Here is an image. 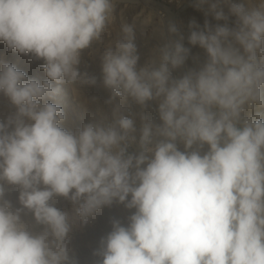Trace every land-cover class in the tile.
Instances as JSON below:
<instances>
[{"label":"clouds","instance_id":"1","mask_svg":"<svg viewBox=\"0 0 264 264\" xmlns=\"http://www.w3.org/2000/svg\"><path fill=\"white\" fill-rule=\"evenodd\" d=\"M205 4L206 16L225 23H189L188 43L207 54L202 67L173 77L191 52L179 35L158 63L138 68L134 29L124 24L102 56L111 121L67 126L63 86L97 83L79 65L108 29L114 0H0V41L42 60L45 74L30 78L0 61V94L15 108L0 121V264H78L55 196L77 206L85 224L113 202L135 209L127 226L112 221L97 264H264V114L244 115L264 108V3L195 6ZM169 32L178 34L175 23ZM129 100L158 101L160 123L142 113L138 139L123 114ZM4 182L18 186L20 208L5 199ZM24 209L43 231L22 224Z\"/></svg>","mask_w":264,"mask_h":264},{"label":"rangeland","instance_id":"2","mask_svg":"<svg viewBox=\"0 0 264 264\" xmlns=\"http://www.w3.org/2000/svg\"><path fill=\"white\" fill-rule=\"evenodd\" d=\"M235 3H243L246 8H257L264 0H233ZM115 9L108 22L102 40L93 43L90 49L82 54L79 69L95 76V85H64L65 95L59 101L65 108L69 121L67 126H80L93 119H99L100 115L112 119V108L114 104L107 101L110 91L102 83V56L105 48L115 38L122 35L121 27L124 24L133 26L135 44L139 55L137 67H143L146 63L156 60L158 63L159 49L170 40H176L183 35L185 47L191 49L190 55L185 64L180 67L183 75L189 69H199L207 60L204 49L192 46L188 43L190 34L189 23L193 20L202 28L205 20L214 27L217 24L223 25L225 21H217L211 14L207 16L208 5L197 8L196 0H114ZM224 12L229 16L227 21L229 27L235 26L236 17L229 13L228 7L222 5ZM175 23L179 32L171 34L169 25ZM0 61L11 62L20 70H23L28 77H44L41 70L43 61L37 60L31 55H22L15 50H9L7 45L0 41ZM95 98V99H94ZM114 103H123L119 100ZM15 108L8 99L0 94V121H3ZM256 112L264 114V108L254 107L246 110L245 116H255ZM144 114L148 119L160 123L158 115V101H150L146 108L128 101L123 104V114L134 119L137 128V137L141 126L140 115ZM179 150L184 151L183 148ZM207 151V145L201 150ZM5 199L11 201L13 210L20 208L18 201V186L9 185L4 182ZM57 208L68 213L69 222L72 224V232L69 240V255L77 259L78 264H97L101 257L94 255V251L100 247L101 238L106 237L112 230V221L119 220L122 225L127 226L128 217L135 209H128L125 204L113 202L110 206L100 209L95 216L90 217L87 223H82L77 215V206L64 197L55 196L50 201ZM22 224L33 233L44 230L43 225H38L34 216L27 209L21 213Z\"/></svg>","mask_w":264,"mask_h":264},{"label":"built area","instance_id":"3","mask_svg":"<svg viewBox=\"0 0 264 264\" xmlns=\"http://www.w3.org/2000/svg\"><path fill=\"white\" fill-rule=\"evenodd\" d=\"M172 75H173L174 78H179V77H181L182 74L180 73V67L177 68V69H173V70H172ZM138 138H139V136L137 137V139H138ZM195 147H196V146L194 145V149H195ZM178 148H183V149H184V145H183L182 142H178ZM184 150H185V149H184ZM128 151H129L130 153L138 152V151H139L138 144H132V145L129 147Z\"/></svg>","mask_w":264,"mask_h":264}]
</instances>
